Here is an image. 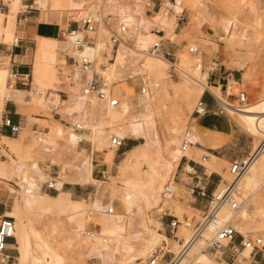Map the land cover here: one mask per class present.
Instances as JSON below:
<instances>
[{
	"label": "rangeland",
	"instance_id": "374dc122",
	"mask_svg": "<svg viewBox=\"0 0 264 264\" xmlns=\"http://www.w3.org/2000/svg\"><path fill=\"white\" fill-rule=\"evenodd\" d=\"M2 1L12 9L13 2ZM153 1L154 6L146 8L141 0H74L75 5L66 16L71 22L73 10L91 8L98 12L96 31L87 34L92 40L91 45L86 46H100L90 75L94 76L100 89L118 96L120 105L123 102L129 104L127 115L121 106L109 110L95 98L83 99L81 105L77 103L82 95L81 85L70 59L77 60V50L74 46L66 48L64 44L70 40L63 37L58 42L53 62L56 69L54 88L40 92L33 89L31 100L23 102L21 113L28 125H22L13 139L0 141V189L6 193L7 212L11 213L5 216L14 220L15 233L24 231L27 234L30 255L25 264H125L130 261L144 264L155 250L172 251L164 255L165 264H179L182 259H185L184 264H196L201 255L208 264H254L258 256L256 252L250 254L249 250L242 249L233 255L231 244L226 241L222 242L223 252H216L210 246L224 225L236 231V241L242 236L264 239V179L257 176L246 184L251 169L239 182L233 196L239 204L238 209L221 204L235 219L220 223L213 233L205 229L204 222L217 204L213 197L234 181L229 173L231 163L259 153L264 145V135L252 136L246 131L243 119L229 110L226 114L230 134L224 138L217 135L222 139L218 146L224 145L220 152L208 148L212 145L194 144L192 136L209 134L198 127L193 112L207 90L211 73H218L219 69L227 70L235 77V80L230 77L220 93L224 100L211 91L219 101L231 102L241 91L248 95V103L243 109L252 107L256 110L264 101V0ZM22 8L21 5L15 9V17ZM2 14L5 15L3 10ZM123 22L129 27L128 32L115 44L112 38ZM134 28L137 31L134 32ZM20 29L15 27V38L9 45L23 36ZM163 34L165 38H160ZM156 42L163 47L175 44L176 48L167 51L161 46L160 53L154 56L151 46ZM190 48H196L198 52L189 53ZM164 52L170 56L163 57ZM115 61L119 64L113 69L111 65ZM101 72L110 74L111 82L104 80ZM8 77L6 71L4 100H8L12 92L7 89ZM142 79L149 88L147 96L140 94ZM193 88L202 92L188 98L189 90ZM2 111L3 107L0 115ZM109 112L123 115L122 119L115 124L110 120L102 123L103 115ZM77 124L83 125V131L74 130ZM30 126L34 128L31 130ZM134 126L136 133L132 130ZM70 134L81 136L76 146L70 143ZM113 136L123 138L124 142L137 138V146H142L143 155L128 174L122 168L123 147L116 150L111 146ZM184 141L189 142L186 157H181L172 166L173 156L181 150ZM190 148L196 153L195 160L205 166L208 161L203 159H211L212 152L231 158L215 160L220 166L221 183L205 212L195 211L179 202L182 196L175 183L177 168L185 158H194ZM110 151L114 152L111 160L108 159ZM87 162L92 165V179L84 186L92 185L95 193L72 197L64 193L66 197L60 196L62 184L74 179ZM24 178L26 182H23ZM183 181L187 182L188 178L183 177ZM29 183L40 186V194L48 197L44 209H20L23 197L27 196L25 191L32 192ZM166 184L174 189L169 200L162 199ZM55 190L59 192L54 193ZM55 197H63V203H57L53 200ZM71 207L80 209L72 210ZM109 208H113V214L107 213ZM242 213L247 214L245 219L241 217ZM167 214L179 221L176 228L169 226ZM85 232H91V237ZM115 232L124 235L128 252L121 256L113 255ZM151 236L162 239L151 245L148 242ZM102 239L107 240L105 255L93 249L102 247ZM18 252L14 248L13 264H20Z\"/></svg>",
	"mask_w": 264,
	"mask_h": 264
},
{
	"label": "crops",
	"instance_id": "0c3cea01",
	"mask_svg": "<svg viewBox=\"0 0 264 264\" xmlns=\"http://www.w3.org/2000/svg\"><path fill=\"white\" fill-rule=\"evenodd\" d=\"M6 1L13 2V7L12 9H9V7L5 6L3 1L0 0V108L3 107V111L0 115V141L3 139H13V136L16 135L4 125L3 122L5 119H10L11 124L18 126L19 129L22 128V125H28L27 119L22 117L21 113L24 111L23 102L31 100L30 94L33 89L40 92L43 89L54 88L56 69L53 66V62L58 51V42L64 37L66 31L75 28V24L66 19L67 14L71 11L73 5H75L74 0ZM40 4H42V6ZM15 5L16 7H14ZM21 5L23 8L18 11L17 16L15 17V9ZM2 10L5 15L2 14ZM15 27H21L20 30L23 36L18 38L12 45H9L8 43H11L15 38ZM159 37L165 38V34ZM48 42L52 43L51 45H54V47L47 53L42 49V44ZM64 45L67 48L66 44ZM175 48V44L163 47V49H166L167 51L174 50ZM6 71H8L9 74L14 73L17 75L16 86L12 90L8 100L2 98L5 92L4 81ZM39 74H41V76ZM25 75L29 76V81L23 80L24 78L22 76ZM230 77L235 80L233 73H230L227 70L219 69L218 73H211L207 84V90H205L201 97L203 103L211 109V113L204 116H195V119L198 120V127L203 131L209 132V134L197 133L199 141L196 143L201 146L212 145V148L208 147L209 149H213L212 151L220 152L221 149L224 148V145L218 146L222 141L219 136L222 138L228 136L230 134L231 126L228 124L227 118L219 116L216 113L218 106L212 100L211 94L213 93L211 90L219 89L222 93L223 89L230 81ZM34 119L40 120L38 118ZM30 128L32 130L34 127L30 126ZM36 130H38V126H36ZM58 131L59 130H57V133ZM217 135L219 136L217 137ZM136 139L137 138H130L125 142L124 147L122 148V155H125V158L136 148ZM193 150V148H190V155L192 154L194 158H185L184 161L180 162L177 168L175 183L182 196L179 200L181 204L195 211L205 212L209 200L218 190L221 183V178L218 173L220 168L219 163L214 162L211 159L215 158L219 161H226L231 158L226 157L225 155H216L212 152L211 159L204 158L203 160L208 161V164L210 163L211 167L213 165L218 167V170H213L212 168L196 161V153L193 152ZM183 177L188 178V181H183ZM84 185L85 184H76L70 181L69 183H63L60 188L63 193L61 192L59 195L66 197L67 195L64 194L66 193L72 197L77 196L78 194L86 196L95 193L92 185L91 187L90 185ZM57 192L59 191H54V193ZM7 210V196L6 193L0 189V215H7L9 213ZM167 217L169 221L175 220L170 214H167ZM14 248L18 251L17 241L15 243L14 240L9 239L7 241L6 255L12 257L14 254ZM17 260L19 261V252ZM254 264H264V255L258 253Z\"/></svg>",
	"mask_w": 264,
	"mask_h": 264
},
{
	"label": "built area",
	"instance_id": "2783aa9c",
	"mask_svg": "<svg viewBox=\"0 0 264 264\" xmlns=\"http://www.w3.org/2000/svg\"><path fill=\"white\" fill-rule=\"evenodd\" d=\"M85 1H94V2H103L105 0H85ZM141 3L146 8H151L154 6L153 0H141ZM74 15L72 16L71 23L75 24V28L68 30L65 32L64 37H68L72 45L76 48L78 55L77 60L74 57H70L73 61V64L79 74V84L81 85V98L84 100L95 98L97 102L106 109H114L120 106V101L118 96H112V94L106 90L100 89L99 86L94 82L92 75H90L92 71L93 60L89 55L82 54L85 45H91V38L88 37V33H94L96 31L98 25V12L94 9L88 10H73ZM129 27L124 22L119 25L118 32L116 36L112 38L113 43L117 44L122 37L127 34ZM133 31H137V28H134ZM161 44L160 42H156L151 46V54L157 56L160 53ZM198 50L196 48H190L189 53H197ZM163 57H169V53H162ZM24 81H29V76H22ZM90 77V78H89ZM72 80V78H69ZM17 75L14 73L9 74L7 81V89L13 90L16 86ZM157 87V85H155ZM140 94L147 95L149 94V88L146 85V81L141 80ZM212 100L218 106V110L216 113L219 116H223L228 118L227 111L231 112H239L244 110L245 106L248 103V95L241 91L236 96H234L233 101L227 102L223 105L221 101H219L213 94H211ZM86 103H90L87 102ZM235 103V104H233ZM211 113V109L206 106L203 101L200 99L194 108L193 114L195 116H204ZM4 125L10 129L13 134H18L20 129L18 126H14L11 124L10 119L4 120ZM76 131H83V125L77 124L74 127ZM111 146L116 150L124 147V139L119 136H113L111 138ZM189 142L184 141L181 146V151L185 152ZM255 158L254 155H250L246 158H242L240 160H235L231 163V167L229 173L234 177V182L238 184L239 180L246 174L248 168ZM233 189L232 186L227 187L223 194H218L216 197H213L217 204H227L231 209L237 210L238 203L233 199L234 193H231ZM238 189L235 188L234 191ZM26 194H29L30 191L26 190ZM174 195V189L170 186V184H166L162 191V199L169 200ZM213 203V202H211ZM108 214H113V208H109L107 210ZM180 223L178 220H173L169 222V226L174 229ZM15 233V224L12 218L6 217L4 214L0 215V264H13V260L15 259L13 256H7V241L12 239L15 241L14 237ZM85 235L91 237V232H85ZM236 231L229 225H224L221 227L216 233L215 239L212 240L210 246L215 249L216 252H223L225 248L222 245V242H227L231 244L230 252L233 255L239 254L240 250H249L250 254L252 252L264 254V239L260 237L249 238V237H241L240 240L236 241L235 239ZM169 253V252H166ZM161 250H155L147 259V262L144 264H165L164 255ZM138 264H143L138 262ZM168 264V263H167Z\"/></svg>",
	"mask_w": 264,
	"mask_h": 264
},
{
	"label": "bare ground",
	"instance_id": "6f19581e",
	"mask_svg": "<svg viewBox=\"0 0 264 264\" xmlns=\"http://www.w3.org/2000/svg\"><path fill=\"white\" fill-rule=\"evenodd\" d=\"M19 1V0H18ZM16 2V1H15ZM71 2V1H70ZM18 4V3H17ZM71 4V3H70ZM16 7V5L14 6ZM68 9V8H67ZM160 19V18H159ZM7 38V37H6ZM13 38V37H12ZM69 39V38H67ZM6 40V39H5ZM70 40V39H69ZM42 41V40H41ZM53 42V41H52ZM52 43H46V44H42V49L45 51V52H49L53 49L54 45H51ZM67 47L71 48L72 43L71 42H67L66 43ZM73 48V47H72ZM75 48V47H74ZM73 48V49H74ZM41 50V49H40ZM76 50V49H74ZM100 50V46L97 45L95 48H91V47H88L85 45L84 47V50L82 51V54L84 55H91L90 58L92 60H94V58L97 56L98 52ZM54 51V50H53ZM41 52V51H40ZM74 52V51H73ZM42 53V52H41ZM75 55L77 56L78 55V52H75ZM73 55V56H75ZM120 57H118L119 59ZM121 61H122V58H120ZM120 61V60H119ZM119 61H115V63H113L111 66L112 68L114 69L116 67V64H119ZM38 65V64H36ZM200 67H198L199 69ZM104 71V70H103ZM92 72V71H91ZM91 74V73H90ZM102 74V78L104 80H106L107 82H111V76L110 74L108 73H105V72H101ZM41 76V74H39ZM114 75V74H113ZM112 75V76H113ZM193 81H195L196 84L198 85H201L200 81L192 78ZM191 79V80H192ZM110 85V84H109ZM200 87V86H199ZM204 87V86H203ZM106 90V89H105ZM209 90V89H208ZM109 91V90H108ZM213 91L216 95H217V98L220 99V100H224L222 97H221V92H219V89H216V90H211ZM201 89L199 88H193V89H190L189 90V97H197L200 93H201ZM147 96V95H145ZM77 103L79 105L83 104V99L82 98H78L77 99ZM223 103V102H222ZM122 105H120L122 111L124 112V115L128 114V108H129V104L128 103H121ZM226 104V103H223V105ZM254 108L252 107H249L248 109H244V110H241L239 112H236V114L241 117L243 119V123H244V127L246 129V131L248 133H250L252 136H258V135H264V101H262L261 103H259L258 105V108L256 110H253ZM109 110H114V109H109ZM257 115H260L257 117ZM122 116L123 115H119L117 113H108V114H105L103 115L102 117V120L101 122L102 123H105V122H110L112 124H115L116 122H118L119 120L122 119ZM137 125H139L138 123H136ZM131 125V124H130ZM133 130V133H136V126H134L132 128ZM96 135H97V139L98 141H101V138L100 136L97 134L96 132ZM80 137L79 135H76V134H70L69 135V141L70 143L73 145V146H76L78 144V142L80 141ZM192 140L196 143L197 141H199V138L197 136V133H195L194 136H192ZM264 146V145H263ZM262 146V147H263ZM259 150V153H257V156H256V153H255V157L253 162L251 163L250 167L248 168L246 174L239 180V182H242L243 178L245 176H247V173L250 170V174L246 177L245 179V183L248 184L249 182L255 180V178L258 176L259 178H262L264 179V158H263V153H264V147ZM192 150V149H191ZM113 155H114V152L110 151L109 155H108V159L111 160L113 158ZM143 155V151H142V146H138L136 147L134 150H132L128 155L127 157L125 158V160L123 161V165H122V168H123V172L128 174L132 168L134 167V165L137 163L138 159ZM186 157V152H183V151H178L175 153V155L173 156V161H172V166H175V164H177L180 160L181 157ZM108 160V161H109ZM212 161L215 162V158H212L211 159ZM91 164L90 162H87L83 169L78 171L76 173V177L74 179H71L70 182L72 183H76V184H86V183H89L91 181L90 179V168H91ZM82 167V166H81ZM208 167L212 168L213 170H218V167H216L215 165H213L211 167L210 163L208 164ZM124 176V175H123ZM44 178V177H43ZM41 180V179H40ZM27 180L24 178L23 179V182H26ZM236 184L234 181H232L229 186L227 187H230L232 186L233 189L231 190V193H235L234 189L235 188H239V183ZM29 186L32 190L31 193L27 194V196L25 195L23 197V201L22 203L20 204V209H29V210H32L33 208H40V209H44L46 206H45V203L46 201H48V197L45 196V195H42L40 194V186H38L37 184L35 183H29ZM60 186V185H59ZM225 189H221V192H219L218 194H223L226 190ZM60 188V187H59ZM26 194V193H25ZM217 194V195H218ZM53 200H55L57 203L59 204H62L63 203V197H55L53 198ZM77 204V203H75ZM67 205V204H66ZM224 205H221V204H216L214 206V212L208 216L204 222V226H205V229L211 233H213L217 228H219V224L222 223V222H229L230 220L233 221L235 219L234 215L230 214V213H227L225 212V210L223 209ZM72 210H79L80 208H77V207H71ZM7 215H11V213H8ZM242 218H246L247 217V214L246 213H242L241 215ZM217 218L219 219V222L217 220ZM233 224V223H232ZM109 225L111 226V222H109ZM15 235V238L17 240V243L19 245V248H18V251L21 255V258H20V264H25L27 258L29 257L30 255V249L28 247V242H29V239L27 237V234L24 232V231H20L19 233H14ZM116 247L115 249L113 250V255L114 256H121L125 253H127V247L126 245L124 244V235L121 234V233H116ZM157 235V234H156ZM162 237H156V236H151L150 239H149V244H155V243H159L161 241ZM164 239V238H163ZM102 247H98V248H93L96 250V252L98 254H104V252L106 253V251H108V246L106 244L107 240L106 239H102ZM147 242V243H148ZM115 246V245H114ZM102 249V250H100ZM169 252V251H168ZM172 252V251H170ZM169 252V253H170ZM149 253V252H148ZM110 254V252H109ZM147 254V253H146ZM105 255V254H104ZM102 256V255H101ZM187 256H185L184 258H186ZM207 259L201 255V257L198 258V261L196 264H208L207 263ZM185 263V259H182L180 261L179 264H184ZM125 264H136L134 263L133 261H130V262H127ZM138 264V263H137ZM170 264H173V262H171Z\"/></svg>",
	"mask_w": 264,
	"mask_h": 264
}]
</instances>
